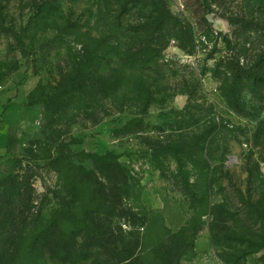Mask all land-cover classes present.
Here are the masks:
<instances>
[{
  "label": "rangeland",
  "instance_id": "1",
  "mask_svg": "<svg viewBox=\"0 0 264 264\" xmlns=\"http://www.w3.org/2000/svg\"><path fill=\"white\" fill-rule=\"evenodd\" d=\"M140 1L0 0V264H94V241L127 247L106 233L100 195L78 192L79 171L122 192L111 227L141 238L136 264H154L168 232L187 237L179 264H264V85L236 105L224 90L231 57L264 75V3ZM155 4L169 15L158 56L135 71L102 57L118 42L155 49L157 32H134ZM75 77L80 104L59 99ZM218 209L233 240L216 247Z\"/></svg>",
  "mask_w": 264,
  "mask_h": 264
},
{
  "label": "trees",
  "instance_id": "2",
  "mask_svg": "<svg viewBox=\"0 0 264 264\" xmlns=\"http://www.w3.org/2000/svg\"><path fill=\"white\" fill-rule=\"evenodd\" d=\"M136 1V0H135ZM257 3H259V6H262L264 3V0H256ZM141 2V1H140ZM143 3V0L142 2ZM139 5V3H138ZM155 4V9H154V16L153 20L149 23L144 20L145 22L139 24L134 30V32L140 33L139 36H147L154 33H158L159 35L156 36L157 41L155 42L156 44L155 49L150 48L147 46V48H139L135 49L134 51H129V48H126L124 50L121 49V46L118 43L116 45H111L110 49H107V55L105 54L102 57H109L112 55V57H117L120 62H127L126 68L130 69L131 71H135L136 69H142L143 66L146 63H150L156 56H158V51L162 49V47L165 45L163 39L166 37L167 34H162L163 31V26L165 22L168 20L169 15L168 12L166 11V8L162 4H159L157 7ZM144 19H146V16H143ZM163 41V44H162ZM228 43V41L226 40ZM158 45V46H157ZM158 47V48H156ZM160 48V49H159ZM159 49V50H158ZM230 57V56H228ZM84 60V61H83ZM83 62V63H82ZM91 64V61H89V56L85 54V56L82 57V59H79V61L75 62V66H81L86 65V64ZM227 64L225 65L226 67V73H229V77H226V85H225V93L230 100L231 104L236 105L238 103V95H239V90L241 87H246V86H252L254 88L257 87V84L259 83L260 85H264V75H260L259 73H256L253 68H247L243 65H241L239 62H234L233 57H231L229 60L226 62ZM78 72V70H77ZM84 81V79L81 80V83ZM116 82L119 85L120 79L118 78ZM117 83H111V86H108L105 90L109 91L111 90L112 93H115L118 89ZM72 84L70 85V89H64L60 93V98H62L63 95H65V92L68 93L74 91L75 94H80L82 96H78L76 98V102L80 104V101L83 98H89L87 97V93H84L83 90L82 92L78 93V89L76 86H79V83L76 82V77L75 79L72 80ZM107 93V92H106ZM110 93V92H109ZM109 96V94H108ZM90 97V96H89ZM93 101V100H92ZM101 160L105 161L106 157H101ZM118 167V165H116ZM104 175L106 181L108 183H112L113 181L117 180V175H121L120 173L117 172V174L114 173V170H109L106 172ZM92 173H86L83 171H79L76 173L77 179H74V181L78 184V192H82L83 194L88 193L92 200H97L98 195H100L103 205H105V214H106V220L107 221V231L106 233L109 234L108 236L112 237L115 233V231H119V238L125 239L126 235H128L127 242L128 245H125L127 247H124L123 249H116L115 245L113 247H106L105 244L99 242V241H94L93 249L95 250L94 253V264H136L138 261L137 256L134 253V249L131 247L132 244L135 246L140 242L141 238L138 236V234H121L122 231L120 230L119 227L116 228V230L111 227L112 222L119 223L120 219H122L125 216V212L121 211L118 209L116 204L118 201L121 200L122 198V192L118 191V188L113 186H105L104 184L96 181L94 179V175H89ZM124 178V176H122ZM209 191V190H208ZM126 192V191H125ZM205 194V196H204ZM203 195H199L197 197V200L199 203L202 201L206 202L208 194L204 193ZM193 196V195H192ZM99 197V198H100ZM96 204V203H95ZM207 205L208 202L204 205V208L202 211L200 210L197 214V220L199 221L200 224V217L202 215H205L207 213ZM220 207V205L218 206ZM210 210L212 207L209 208ZM219 212L212 217L210 223L208 224V231L210 235V240L214 246H220L221 244L223 245L227 241H232L233 240V235L227 234L226 230L228 227L226 225H221L227 217L224 215L225 213L221 210L218 209ZM169 233V232H168ZM165 234V238L159 239L158 244H154V249H152V253H154V264H179L178 261L180 259V256L183 254L184 249L186 247V240L187 237L182 234ZM142 243V242H141ZM131 245V246H130ZM62 246L65 248L72 249L74 248V245L72 244V241H70V244H68V241L64 239ZM188 247H191L192 244H187ZM106 249L105 254H100L98 251L101 248ZM220 248H218L219 250ZM219 258L223 259V256L218 254ZM230 257L235 258L234 255H231ZM239 259V258H237ZM232 261V260H231ZM140 264V263H137Z\"/></svg>",
  "mask_w": 264,
  "mask_h": 264
}]
</instances>
